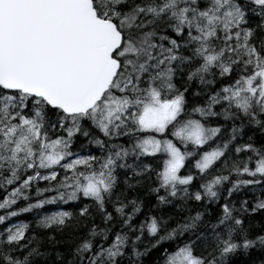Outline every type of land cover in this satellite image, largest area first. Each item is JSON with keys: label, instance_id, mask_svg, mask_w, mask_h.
<instances>
[{"label": "snow or ice", "instance_id": "snow-or-ice-1", "mask_svg": "<svg viewBox=\"0 0 264 264\" xmlns=\"http://www.w3.org/2000/svg\"><path fill=\"white\" fill-rule=\"evenodd\" d=\"M0 264H264V0H0Z\"/></svg>", "mask_w": 264, "mask_h": 264}]
</instances>
